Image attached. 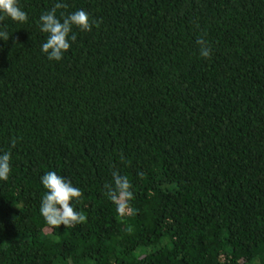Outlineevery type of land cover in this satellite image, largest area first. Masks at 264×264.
Returning <instances> with one entry per match:
<instances>
[{
	"label": "trees",
	"instance_id": "1",
	"mask_svg": "<svg viewBox=\"0 0 264 264\" xmlns=\"http://www.w3.org/2000/svg\"><path fill=\"white\" fill-rule=\"evenodd\" d=\"M57 2L98 21L60 61L39 25ZM18 5L26 22L0 13V264H264V0ZM48 171L85 222L47 224ZM113 171L132 214L105 194Z\"/></svg>",
	"mask_w": 264,
	"mask_h": 264
},
{
	"label": "clouds",
	"instance_id": "2",
	"mask_svg": "<svg viewBox=\"0 0 264 264\" xmlns=\"http://www.w3.org/2000/svg\"><path fill=\"white\" fill-rule=\"evenodd\" d=\"M67 7L66 3L57 2L39 17L41 32L48 34L46 41L41 44V51L47 54L49 60L63 59L64 53L71 47L70 40L76 39V36L72 34L73 26L82 31H91L92 24L98 23V21H90L89 14L83 9L68 14L61 12L58 17L57 10ZM0 13L6 14L17 22L23 23L28 20V15L19 7L18 0H0ZM3 19L4 17L0 16V21ZM0 38L8 40V32L0 30ZM197 44L200 46V55L206 59L209 58L211 49L207 47L206 40L201 36ZM10 160L11 153L5 152L0 155V180L6 181L9 178ZM41 182L47 191L41 200L40 214L48 225L73 227L86 221V216L72 206L73 199L78 200L83 195L80 188L73 186L70 180L58 175L55 171H48L42 175ZM104 187L105 194L117 205L120 215L132 214L134 210L130 209L129 202L134 199V193L127 176L113 171L112 182L105 184Z\"/></svg>",
	"mask_w": 264,
	"mask_h": 264
}]
</instances>
